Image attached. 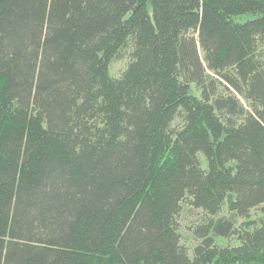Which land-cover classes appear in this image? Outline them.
<instances>
[{
  "label": "trees",
  "instance_id": "1",
  "mask_svg": "<svg viewBox=\"0 0 264 264\" xmlns=\"http://www.w3.org/2000/svg\"><path fill=\"white\" fill-rule=\"evenodd\" d=\"M262 205L264 0H0V264H264Z\"/></svg>",
  "mask_w": 264,
  "mask_h": 264
},
{
  "label": "rangeland",
  "instance_id": "2",
  "mask_svg": "<svg viewBox=\"0 0 264 264\" xmlns=\"http://www.w3.org/2000/svg\"><path fill=\"white\" fill-rule=\"evenodd\" d=\"M252 16H241L236 18V21L244 22L246 20L251 19ZM129 50L122 51L118 57H116L111 65H110V75L113 78H120L122 73L126 70L130 58H129ZM194 93L197 92L194 90ZM203 160L202 157H200ZM190 198L185 199L181 204V212L178 218L179 221V233L181 236V244L190 252L192 255L193 249L197 244H199V240L194 234L195 228L201 225L207 218H210L205 212L201 209L194 208L190 203ZM264 205L254 209L251 211L249 219H236V227L238 231L243 229V224L248 221H253L259 223L262 218H264ZM230 218L231 214L228 211L227 206H224L221 212L215 217L218 218ZM238 236H234L230 239L225 238H216V244L221 247H234L239 245Z\"/></svg>",
  "mask_w": 264,
  "mask_h": 264
}]
</instances>
